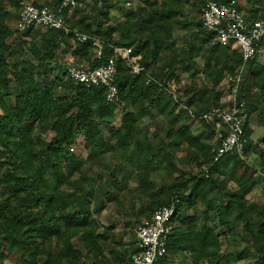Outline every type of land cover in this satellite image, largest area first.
Listing matches in <instances>:
<instances>
[{
    "label": "trees",
    "instance_id": "16d2710c",
    "mask_svg": "<svg viewBox=\"0 0 264 264\" xmlns=\"http://www.w3.org/2000/svg\"><path fill=\"white\" fill-rule=\"evenodd\" d=\"M7 1L9 6L6 0H0V263L6 256L16 254L20 260L17 264H90L91 258V264H131L132 254L137 250L135 242L127 249L130 251L127 255L112 245L115 240L110 231L97 232L93 224L91 198L95 189H87L85 185L90 179L85 164L92 167L89 159L97 156L95 149L103 153L120 152L136 167L138 182L147 186L152 185V173L159 170L162 162L167 160L168 166H175L172 160L186 144L194 148L191 155L197 170L181 172L165 192L162 189L149 191L150 215L143 208L137 213L145 212L150 218L154 210L171 203L177 194L175 226L167 254L156 264H167L176 255L183 256L186 264H233L249 257L252 252L250 244L258 245V257L247 264H264V206L247 199L261 176L257 180L255 172L244 163L245 159L235 154L213 162L211 145H204L187 125L178 124L182 114H186L185 119L192 117L189 110L180 105L191 110L193 105L199 106L193 112L200 117L219 103L220 96L215 87L228 74H237L244 63L240 50L231 45L212 44L209 47L204 74L212 83V98L208 99L211 107L201 109L200 103L207 91L199 89L194 93L192 87L185 88L175 102L166 87L172 78L179 80L176 75L178 67L176 63L172 64L168 50L177 43L173 35L175 26H185L181 16L185 15L187 0H140L144 7L138 6L127 12L125 22L108 27H104V23L110 20L107 7L111 3L109 0H97L101 5L98 8L97 2L94 4L96 14L87 15L90 21L86 26L83 23L88 17H78L81 6L71 12L65 10L69 28L98 36L116 46H133L134 53L142 56L141 63L154 80L147 83L145 73H132L124 60L118 58L115 82L121 102L109 103L103 87L75 82L68 76L67 69L55 75L45 71L60 48H70L71 32L63 29L42 31L30 27L23 31L24 36L31 37L25 44L38 63L27 62L28 59L23 58L14 63L11 76L17 93L13 103L8 99L11 94L8 56L15 48L10 38L19 30L11 29L7 21L23 6L22 0ZM207 1L210 0L202 3ZM60 2L45 0V5L56 8ZM33 3L44 5L37 1ZM247 16L264 18V13L255 12ZM97 18H100V23ZM200 34L208 41L214 37L202 27L199 16L194 33L182 36L178 57L187 52L184 45L191 49L192 37ZM17 49L23 53L19 47ZM105 53L110 56L113 52L107 46ZM72 54L77 56L79 63L88 60L92 67L106 61V58L97 60L94 57L90 41H76L72 45ZM257 57L258 54L245 67L241 96L244 81L253 75L264 97V64L257 66ZM161 60L166 61L163 66L158 64ZM153 68L154 73L151 71ZM41 77H45L43 83ZM246 103L248 108L247 100ZM123 106L121 127L112 126L110 121L116 117L117 108ZM157 115H162L167 124L163 137L155 141L150 129H144L141 124L144 116L153 119ZM199 121L216 136L212 123L202 118ZM105 123L109 125L112 140H106L103 130L98 129ZM245 127L250 137L247 120ZM49 132L52 135L47 140L44 136ZM79 136H84L92 148L85 162L80 155L69 151L74 149ZM252 145L249 143L246 150ZM199 152H204L205 157H199ZM230 163L232 165L228 169ZM205 164H210L208 175L202 170ZM242 166L243 172L239 173L236 168ZM168 174L172 172L168 170ZM229 182L235 185L230 186ZM186 183H191L188 193L183 189ZM211 192L216 195L210 197L208 193ZM200 202L207 205L202 219L197 213L190 214ZM214 209L217 219L211 214ZM234 209L240 212L236 219L231 215ZM237 224L242 225L244 233L238 231ZM235 235L240 236L245 246L231 252L224 250L222 239L237 241ZM75 237L82 239L83 248L76 246ZM84 248H88L87 254H84Z\"/></svg>",
    "mask_w": 264,
    "mask_h": 264
},
{
    "label": "rangeland",
    "instance_id": "374dc122",
    "mask_svg": "<svg viewBox=\"0 0 264 264\" xmlns=\"http://www.w3.org/2000/svg\"><path fill=\"white\" fill-rule=\"evenodd\" d=\"M34 1H37L40 4L45 5V0H22V6L25 4L33 3ZM49 1V0H48ZM110 5L107 7L109 10V17L110 20L106 23H104V27H108V25H115L117 23H123L126 20V14L127 12L131 10L137 9L138 6L144 7V3L140 0H109ZM202 1L204 0H187L186 3V9H185V15H183L182 19L183 21L189 22L190 29L191 27L196 28L197 25V19L200 16L199 9L201 8ZM241 1V0H239ZM260 2V0H258ZM97 2L96 7H100L101 3L97 0H85L80 6L82 11L78 13V17L81 15H95L97 8H95V3ZM6 5L9 6L10 2L6 0ZM48 5V4H46ZM260 9L261 12L264 13V0H261L262 7ZM18 12H13L12 16L10 17L8 24L11 27V29H15L17 25V15H19ZM85 22L83 23L84 26H86L90 18L87 16ZM97 22H101L100 18H97ZM195 22V23H194ZM196 24V25H195ZM38 29V28H36ZM35 29V30H36ZM42 31H46L43 28H40ZM180 32H178L176 35H178L179 39L181 40L182 35L184 34H190L189 29H179ZM187 32V33H186ZM31 37H26L23 35V32H18L14 34L10 41L14 42L15 48L14 50H11L8 56V60L10 62L11 68H10V96L8 99L12 101L13 103L16 102L15 100V93H17V88L13 84V78L11 76V72L13 70L14 63L19 60V58L28 59L29 61H34L35 63H38V60H35L28 51L27 46L25 44V41H29ZM71 46L70 48L68 46H63V48H60L56 58L54 61L51 62L49 66L45 67V71L47 74L55 75L58 74L60 70L62 72L66 71L67 65L70 62H77V58L75 55L72 54V45L75 43L73 40H70ZM182 41L180 42V44ZM20 48V51L23 53H19V50L17 48ZM200 47V46H199ZM209 48V47H208ZM264 54V51H263ZM201 62L202 60L199 59ZM86 64V63H85ZM155 68L151 69L152 73H154ZM178 74V75H177ZM178 79H184V81H187L191 79V76L188 74H184L182 70L178 71L176 73ZM197 79H201L202 77L198 76L194 77ZM41 82H44L45 77H41ZM202 80V79H201ZM170 85H175V89L177 91V95L181 94L182 91H184L185 86L180 84L176 78H172V80L169 82ZM16 88V89H15ZM228 90H225L227 92ZM169 93V92H168ZM131 108V107H130ZM123 107L117 108L116 117L111 119L110 122L112 126L115 127H121V116L124 110ZM132 109V108H131ZM125 111V110H124ZM1 113V110H0ZM194 119L195 126H197L199 129L202 130V124L199 122L198 119ZM141 126L144 129H150V132L152 136H154V140L158 141L160 136L163 135L164 129L167 124V120L162 115H157L153 119L147 118V116L143 117ZM194 126V129L196 131L197 128ZM99 130H103L104 138L106 140H112L111 134L109 132V125L102 124ZM99 133V132H98ZM101 133V132H100ZM51 132H49L44 137L49 140L51 138ZM254 140H257L254 142V148L253 151L249 155V157L246 158V155L242 158L245 159L244 163H250L253 161V163H256L257 165L260 164L262 157H259V150L260 148H264V142L261 140V138H253ZM77 143L74 145V149L69 151H73L74 153L80 155L83 159V162H85L88 158V155L92 151V148L90 146V143L88 140L85 139L84 136H79L77 138ZM96 157H93L89 159V162L92 163V167L88 168L89 164H85L86 173L90 176V179L86 181L85 185L87 189L93 187L95 190L94 196L91 198V209L93 212V224H95L97 232H103V231H110L113 235V239L115 242H112V245H115L120 250H122L125 254H129L130 251L127 249L131 248L133 242H135L136 238V228L147 218L145 212L143 214L138 215L140 209H146L148 211V214L150 215V210L148 209L149 205L151 204V196H149V191L152 190H158L162 189L163 192L167 190L168 187L172 186L174 184V180L180 177L181 172H185L186 170H192L193 172L197 170V164L191 160L188 159L190 156L187 154V150H181L179 151V160L178 162L175 161L174 165L176 166H168L167 160L162 162L159 167L158 171H155L152 173V185L147 184V186H142L137 178H136V172L137 169L134 167L133 164H130L128 161L123 160L122 154L119 152H111V153H103L100 149L93 150ZM187 154V155H186ZM206 155V154H205ZM204 155V157H205ZM261 156V155H260ZM203 157V158H204ZM255 161V162H254ZM262 164V162H261ZM262 169H260V175L261 180L259 181V185L254 188L252 193L250 194L249 201L256 202L264 206V165H262ZM260 167V166H259ZM244 166L241 168H238V172H243ZM168 170L172 172L171 175L168 174ZM79 176V174H77ZM231 183V182H230ZM231 186L232 183H231ZM147 189V190H146ZM186 191L191 190V183H186L183 187ZM211 195V194H210ZM203 208L205 209V205L203 202H200L194 210L190 211V214L197 213L199 217L202 219V211ZM213 216L216 217V211L215 209L212 210L211 213ZM232 217H236L237 213H231ZM212 223V222H211ZM209 222V224H211ZM112 227V228H110ZM238 231L242 234L244 233L243 227L241 224H237ZM235 240L233 239H222V245L224 250H228L229 252L233 250H241L245 243L243 241H240V236L235 235ZM77 247L83 248V241L80 237H75L73 239ZM249 247L252 249L251 254L248 258L242 259V260H236L233 262V264H247L249 262L255 261L258 257L257 254V248L258 245L250 244ZM88 248H84V254L88 253ZM7 252V249H6ZM107 253V252H106ZM108 254V253H107ZM6 255V253H5ZM109 256H111L109 254ZM183 256L176 255L175 258L168 262L167 264H186L183 262L182 259ZM93 259H89V263L91 264ZM20 260L16 254L8 255L6 256L5 260L0 264H17ZM118 264V263H117Z\"/></svg>",
    "mask_w": 264,
    "mask_h": 264
},
{
    "label": "built area",
    "instance_id": "2783aa9c",
    "mask_svg": "<svg viewBox=\"0 0 264 264\" xmlns=\"http://www.w3.org/2000/svg\"><path fill=\"white\" fill-rule=\"evenodd\" d=\"M84 1L61 0L56 8L34 3L25 4L19 12L17 30L23 32L30 27L63 29L73 34L74 43L90 41L94 49V57L97 60L106 58V61L94 67L88 60L82 63L70 62L66 68L68 76L78 83L103 87L106 100L109 103L119 104L121 94L115 82L118 58L124 60L132 73H145L147 83L154 80V76L141 63L142 56L134 53L133 46H116L107 43L98 36L69 28L64 11L71 12ZM200 20L202 27L207 32L214 34L211 44L237 47L244 63L236 75L228 74L226 76L229 87L228 94L211 110L199 117L187 106L180 105V107L189 110L193 117L205 119L215 126L219 144L212 150L213 162L221 160L228 154H235L243 158L249 143L254 144L257 140L249 137L246 133L247 103L241 96L240 89L247 63L262 49L264 18H249L241 8L239 0H210L202 4ZM107 46L113 52L110 56L105 53ZM170 84L168 83L166 87L167 92L173 96L176 102L177 91L174 88L175 85ZM202 170L208 175L210 164L203 165ZM177 201V194H175L171 203L164 204L154 210L150 218L136 228L135 246L137 250L132 254L131 264H156L167 254L168 242L175 226L173 218L176 214Z\"/></svg>",
    "mask_w": 264,
    "mask_h": 264
},
{
    "label": "crops",
    "instance_id": "0c3cea01",
    "mask_svg": "<svg viewBox=\"0 0 264 264\" xmlns=\"http://www.w3.org/2000/svg\"><path fill=\"white\" fill-rule=\"evenodd\" d=\"M239 2L241 4V8L246 13V15H249L250 13L261 12L260 9L263 8V6L260 7L261 0H260V2L258 0H241ZM11 16H12V14H11ZM10 17H9V19H10ZM182 17L183 16H181V19H182ZM17 18H19V15H17ZM9 19H8V21H9ZM195 19H197V21H198L199 17L195 18ZM184 22H185V26H183V28H181V27L179 28L178 26H175V28L173 30V35H174V37L177 38V41H176L177 43L175 44V46L170 47V50H168L172 55L171 62H172V64L176 63L177 66L176 65H174V66L178 67L176 69V73L178 71L182 70L184 72V74H188L191 76V79L188 80V82L184 81V79L178 80L180 84L184 85L185 88H187V87L194 88V90H195V91H193L194 93L196 92V90H199V89H203V90L207 91L206 94L203 95V98L201 100V103H200L201 109L206 108L207 106L211 107L212 106L211 101L208 99L212 98V94H211L212 91L211 90L213 88H212L211 81H209V79L204 74V67H205L206 60L209 58V51H208L209 48L208 47H210L212 44H211V41H208V39H206V37L203 34L194 35L192 37L193 38L192 39L193 40V47L191 49H188V45L187 46L184 45L187 48V52H185V53L182 52L180 54V57H178V53H179L178 51H179L181 44H182V43L180 44L181 40L178 38V35H176L178 32H180L179 29H189L190 34L189 33L184 34L186 37L193 34L194 30L196 29V28L193 29V27H191V29H190L189 22H187V21H184ZM17 25H18V19H17ZM17 25H16V27H14L15 29H17ZM263 51H264V45L262 46V49H261L260 53L258 54L257 61L255 63L257 66H259L260 64H264ZM75 57L77 58V56H75ZM183 57L185 59L182 62L181 58H183ZM199 59H201L202 61L200 62ZM178 62H180L181 64H177ZM165 63H166L165 60H161L158 62V64L161 66H163ZM257 66H255V67H257ZM195 76L196 77L198 76V78L201 76L202 80L194 78ZM254 79L255 78L252 75L248 78V81H246V82L244 81L243 90H242L243 96L245 97V99L248 102L246 120H247V124H248V130L250 131V137L251 138L257 137L259 139L261 138V140H263V142H264V97L261 94L260 87L255 83ZM215 90L220 96V98H219V103H220L225 99L226 95L228 94V91L225 92V90H228V83H227L226 77H224L222 82L218 86L215 87ZM193 92H192V94H194ZM198 109H199V106H197V105L192 106V112H193V110L196 111ZM177 111H178V109H177ZM185 116H186V114L181 115V117L178 120V124L187 125L189 127V129L192 131V133L195 136H197L199 138V140L204 145H211L210 153H212V150L218 145V140H217L215 134L211 133V131L208 128H206L202 123H201L203 126L202 130L199 129L197 126H195V123L193 122L194 121L193 118L197 119L196 117L192 116L190 119L189 118L185 119ZM199 122H201V121H199ZM194 126L197 128L198 131H196L194 129ZM164 134H165V129H164L163 135ZM163 135L160 137H163ZM254 147L255 146L252 145V146H250V148H248V150H246L247 152H245V154H244V156L246 155V158L250 156L249 154L251 152H254L253 149H251ZM181 150H183V151L187 150V154H188V156H190L188 159H191L194 161V158L192 159V155H191V153L194 150L193 147L188 146L186 144H183ZM181 150H179V151H181ZM179 151L177 152V158L172 160V162H174V163H175V161L178 162V160L180 158L178 155ZM108 153H111V152H108ZM198 154L200 155L199 157H204V155H205L204 152H199ZM122 156H123V160H126L125 159L126 156H124V154H122ZM257 156L263 158V159H261L260 164L257 165L256 163H253V161L246 164L251 168L252 172H255L256 178L260 175V173H261L260 169H262V167H263L261 162H263V160H264V148H260L259 155H257ZM199 157H198V159H200ZM231 165H232V163H230L228 169H230ZM238 168H241V167H237L236 170H238ZM186 171H188V170H186ZM257 180H258V178H257ZM259 181L256 182V184L254 185L251 192L247 195L248 201H249L250 194L252 193L254 188H256L259 185V183H260ZM232 185H235V184L232 183ZM230 186H231V184H230ZM189 191H187V193ZM210 194L208 193V195L210 197H214L216 195L215 192H211ZM249 202H251V201H249ZM203 204L205 205V209L203 208V211H205L207 209V205L205 203H203ZM203 211H202V213H203ZM232 213H237V216L233 217L234 219H236L239 216L240 212L238 209H234L232 211ZM146 219H148V218H146Z\"/></svg>",
    "mask_w": 264,
    "mask_h": 264
}]
</instances>
